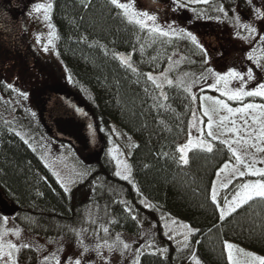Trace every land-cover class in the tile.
<instances>
[{
  "label": "trees",
  "instance_id": "16d2710c",
  "mask_svg": "<svg viewBox=\"0 0 264 264\" xmlns=\"http://www.w3.org/2000/svg\"><path fill=\"white\" fill-rule=\"evenodd\" d=\"M252 1L210 0L204 7L218 18L210 27L220 23L226 29L236 28V17L248 13ZM166 15L178 24V14ZM50 20L54 49L68 74L73 99L100 130L102 140L114 141L115 125L134 140L135 147L127 159V180L117 177L114 161L103 150L95 162H79L83 179L65 191L29 144L9 123L0 121V190L12 207L9 216L14 224L46 242L62 237L72 241L92 216L89 212L100 209L111 237L147 241L137 264H189L192 256L200 264H228L226 242L264 257V199L250 200L223 221L211 200L213 182L224 164L245 172L246 167L237 164L229 146L208 136L213 150L190 149L184 164L178 147L188 138L195 101L179 86L160 91L148 79V74L161 73L175 52L201 65L206 56L199 47L175 33L172 25L177 24L171 21L173 33L167 37L130 23L109 0H52ZM121 54L131 68L121 63ZM26 56L12 61V79L21 80L25 70L15 69L29 60ZM2 83L0 94L11 98L12 92ZM262 179L251 174L233 179L217 192L218 203L231 201L240 184ZM164 218L194 230L184 249L166 236ZM16 258L19 264H41L31 247H20Z\"/></svg>",
  "mask_w": 264,
  "mask_h": 264
},
{
  "label": "rangeland",
  "instance_id": "374dc122",
  "mask_svg": "<svg viewBox=\"0 0 264 264\" xmlns=\"http://www.w3.org/2000/svg\"><path fill=\"white\" fill-rule=\"evenodd\" d=\"M51 1L0 0V21L3 19L8 28L4 29L6 40L10 41L9 35L13 29L16 31V35L19 33L24 35V38L26 37L29 42L27 47L32 55L34 54V61L37 62L36 65L31 59L27 62L21 61L15 71H18L19 68L25 71L21 72V75L19 74L21 80H17V78L14 80L11 78L12 73H15L12 61L19 57H25L26 50L14 52L2 45L1 50L4 56L0 53V82H3L2 85L5 89L12 92V97L6 98L5 95L0 94V121L4 120L5 123L11 125L12 130L29 144L60 185L63 184L64 189L67 187V191L75 189L83 179L79 162L91 164L98 159L103 150L114 161L117 177L127 180L129 178L127 159L135 147V142L125 132L112 125V138H114V141L108 140L105 142L101 138L100 130L94 126L89 130L91 136L90 149L87 153H82L71 141L56 134L52 123L47 119L48 109L52 106L56 96L64 100L78 115L87 116L86 112L71 96L68 74L55 52V31L50 20L51 8L48 10L47 16L43 8L39 12L35 11L37 5L46 7L49 4L51 5ZM209 1L121 0V2L130 4L139 14L148 13L155 16V25H158L164 31H169L167 28L170 23L177 24L172 19L170 20V15L166 14L170 12L171 14H178V24L172 25L176 30L175 33L186 36L190 40L191 38L187 36V33L194 35L200 45L199 49L206 56L200 65L186 54L175 52L170 56L168 64L161 73L151 74L156 80L155 84L161 85L159 87L160 91L167 86H179L185 90L188 85H191V90L187 92L192 98L195 97L193 99L195 110L190 121L188 138L179 145L178 149L187 145L189 139L193 141V144L201 139L206 143H210L206 139L209 131L207 127L208 117L203 114V108L201 107L203 104L213 117L214 124L211 131L219 139L208 137L216 141L220 139L227 140L228 144L226 145H230L233 150L237 151L251 169H264V151L258 150L264 149V135H261V129L264 126V107L261 106H264V104L252 101V99H260L264 102V97L244 96L238 101L228 100L227 97L221 95V91L210 87L215 83V76L208 71L212 69L214 73L224 74L229 69H233L240 73L241 79L234 80L229 84V87L233 90L238 88L241 83L244 84L245 90H253L258 84L264 83V41L259 39V36L264 35V0L252 1V9L243 16L236 17L237 27H229V29H226L220 23L215 24L212 28L210 27L218 18L204 7ZM8 4L16 9L13 14H9L5 10V7H10ZM155 4L162 7V9H158ZM144 19L146 21L145 28L152 29L153 22L148 21L147 17H144ZM245 24L256 28L257 31L250 33L247 28L243 27ZM190 25L195 26L196 29H190ZM45 46L48 48L47 51L44 50ZM121 56L127 59L124 55H119V57ZM249 56L251 59H249ZM4 57H6V61ZM4 61L7 63L4 64ZM196 63L197 65L194 67ZM2 64H4L3 67ZM30 67H32L31 70ZM28 70L31 72L29 73ZM249 71H252V80L248 79L247 74ZM32 75L34 76L33 82L30 81ZM168 81L172 83L169 84ZM8 85L12 87L10 88ZM218 87H221L222 90V86ZM211 92L216 95L211 94ZM21 93H26L27 96L25 97ZM209 96L224 100L227 104V101L235 103L233 105L228 104L233 109L243 108L247 104H253L257 107L247 109L242 113L229 114L226 110L219 109L212 101L201 99ZM218 96H221V98ZM222 116L229 117V120L225 121L223 125L220 124ZM232 120L236 121V127L240 129V136L243 137V140H247V143H244L243 140L236 143L238 137L231 132H227V128L232 127ZM245 122L247 123L246 128L244 127ZM194 148L203 150L198 147H191L190 149ZM190 149L187 150V156ZM179 154L181 156L180 151ZM224 165L218 172L224 168ZM227 165V169L215 177L217 192L224 188L222 187L223 184L228 185L229 181L240 177L238 171H236L237 166ZM248 171L249 169L246 168V173ZM89 215L92 216L86 218V224L75 232L72 241L62 237L57 241L46 242L18 228L11 216L0 212V243L7 244L11 242L17 245V250H11L12 261L10 264H19L16 253L23 243H28L29 247L37 251L41 264L47 262L75 264L76 260H79L80 264H137L140 253L147 248V241L123 235L111 237L104 218L105 213L101 212L100 209H96L90 211ZM162 224L166 236L180 249H184L192 233L188 231L191 228L188 225L185 228L184 225L186 224L169 218H164ZM105 228L107 232L104 231ZM185 236H187V239H185ZM124 243H128L130 247L124 248ZM227 243L233 245L230 250L233 264H253L252 257L245 255L246 253L260 256L232 242ZM97 245H100V247L97 248ZM5 251H9V249L6 248ZM228 251L226 250V254L228 264H230ZM5 260H7V257H5ZM189 264L200 263L192 256Z\"/></svg>",
  "mask_w": 264,
  "mask_h": 264
},
{
  "label": "snow or ice",
  "instance_id": "6c2138e0",
  "mask_svg": "<svg viewBox=\"0 0 264 264\" xmlns=\"http://www.w3.org/2000/svg\"><path fill=\"white\" fill-rule=\"evenodd\" d=\"M109 2L112 5H114L116 8L122 10L123 15H125L128 18V21L130 23L135 22L136 24L140 25L141 28L146 26V21H145L144 17H147L148 21L153 22V25H154L152 28L153 32H156L161 36L167 37L170 35V32L173 31L171 26H169V31H164L158 25H155V21H156L155 16H152L148 13L139 14L130 6V4H128L126 2H121V0H109ZM204 2H206V0H204ZM42 8L45 12V15L47 16V12L51 8V5L49 4L46 7L44 5H37L35 11L39 12ZM219 11H223V8H220ZM243 27L247 28L250 33H255L257 31L256 28L251 27L248 24L243 25ZM181 32H183V30H181ZM187 36H189L191 38L193 43L197 44V47H200V45L198 44L196 37L194 35H192L191 33H187ZM259 39L261 41H264V35L259 36ZM49 43H51V41H49ZM44 50L45 51L48 50L47 46H45ZM119 59L121 60L122 64H125L131 68V64L129 63V59H125L123 56L119 57ZM249 59H251L250 56H249ZM132 70L135 71L134 68ZM208 71L210 73H213V75L215 76V83L210 85V87L216 89L217 91H221V95L227 97L228 100L238 101V100H241L242 97H244V96L264 97V83L258 84V86L253 90H245L244 84L241 83V85L238 88L233 90L232 88L229 87V84L234 80L241 79L240 73L236 72L233 69H229L228 72L224 73V74L214 73L212 69H209ZM247 75H248L249 80L253 79L252 71H249ZM148 79L152 80L153 83H156V80L153 78V76L151 74H148ZM168 83L171 84L172 82L168 81ZM160 86L161 85L157 84V87H160ZM218 86H222V90H221V87H218ZM8 87L11 88L12 86L8 85ZM185 90L190 91L191 85H188L185 88ZM21 95H24L25 97L27 96L26 93H21ZM193 99H195V97H193ZM201 99L212 101L215 105L218 106L219 109L226 110L227 113H229V114L242 113V112L246 111L247 109H252V108L257 107L256 105H253V104H247L243 108L233 109V108L229 107V105L227 103H225L224 100H221V99H215V98L210 97V96L209 97H202ZM201 107L203 108V114L208 117L207 127H208L209 131H208L207 135L212 137L213 139H219V137L215 136L213 134V132L211 131V129L213 128V124H214L212 115L210 114L209 110L203 106V104L201 105ZM261 107H264V106H261ZM228 120H229L228 116H222L220 118V124L223 125L224 122L228 121ZM231 124H232V127L227 128V132H231L234 135H236L238 138L235 142L240 143L241 140H243V137L240 136V129L236 127V121L235 120H232ZM244 127L245 128L247 127L246 122H245ZM261 135H264V126H262ZM219 142L221 144H228V141L223 140V139H220ZM243 142L247 143V140H243ZM191 147L202 148L203 150H206L208 152H211L213 150L212 144L206 143L203 139L198 140L195 144H193V141L191 139H189L187 145L178 149V151L181 152L180 159L184 164L188 163L187 150L190 149ZM229 150L232 151V154L235 157L238 165H244V167L249 169V171L247 173L245 171H240L239 169H236V171H238V174L240 177H243L246 174H251V175H258V176L264 178V169H251L250 166L245 163L242 156L239 155L237 153V151L233 150L230 145H229ZM258 150L264 151V149H258ZM227 167H228L227 164L224 165V168L221 169L220 172H223L225 169H227ZM220 172L217 173L218 176L220 175ZM117 174L119 175L120 173L118 172ZM125 178H127V177H125ZM58 179H59V177H58ZM230 182L231 181H229V183ZM62 186H64V185L62 184ZM222 187H227V184H223ZM238 189L239 190L236 191L232 200L227 201V199H225L224 205L221 206L217 201L218 193L216 190L215 181L213 182V186L211 189V200H212V203L215 204L217 209L219 210V213H220L219 218L221 221L225 220L226 217H228L232 213L236 212L238 208H240L244 204L248 203L250 200H253L254 198L264 199V179L257 180L254 183H242L238 186ZM67 190H68L67 187H65V191H67ZM133 218H135V217H133ZM184 227L187 228L188 226L184 225ZM104 231L107 232V229L105 228ZM188 231H189V233H191L194 230L188 229ZM18 234L19 233L17 232V235ZM185 239H187V236H185ZM123 246H124V248L130 247V245L128 243H124ZM20 247L28 248L29 244L23 243L22 245H20ZM99 247H100V245H97V248H99ZM6 248L9 249V251H5ZM232 248H233V245H231L227 242L225 243V249L229 250L228 251V257H229L230 264H233L232 253L230 251ZM11 250H17V245L13 244L11 242H9L7 244L0 243V262H2V264H10V262L12 261V251ZM245 255L252 257L253 264H264V257L254 256L251 253H246ZM5 257H7V260H5ZM75 264H80V261L76 260Z\"/></svg>",
  "mask_w": 264,
  "mask_h": 264
},
{
  "label": "water",
  "instance_id": "95a60500",
  "mask_svg": "<svg viewBox=\"0 0 264 264\" xmlns=\"http://www.w3.org/2000/svg\"><path fill=\"white\" fill-rule=\"evenodd\" d=\"M47 119L52 123L56 134L71 141L82 153L90 149L91 137L89 127L93 122L89 116H78L64 100L56 96L52 106L48 109ZM12 207L0 190V212L10 214Z\"/></svg>",
  "mask_w": 264,
  "mask_h": 264
},
{
  "label": "flooded vegetation",
  "instance_id": "af4514ba",
  "mask_svg": "<svg viewBox=\"0 0 264 264\" xmlns=\"http://www.w3.org/2000/svg\"><path fill=\"white\" fill-rule=\"evenodd\" d=\"M24 2H25V0H24ZM8 5H10V4H8ZM5 10H7L9 14L10 13L13 14L16 9H14L10 5L9 8L5 7ZM21 14H19V15H21ZM4 29H8V28H7V25H5L4 20L2 19L0 21V51H1L2 45L3 46L5 45L8 48V50H11L14 52H20V51L26 50V55H27L26 57L31 59L32 61H34V57H33L34 54L32 55V52L27 47L29 45V42L26 39V37L24 38V35H22L21 33L16 35V31L13 29L9 35L10 41H7L6 40L7 37H6V33L4 32Z\"/></svg>",
  "mask_w": 264,
  "mask_h": 264
}]
</instances>
